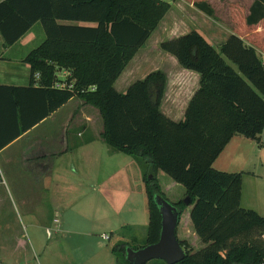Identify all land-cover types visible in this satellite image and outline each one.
Instances as JSON below:
<instances>
[{
  "label": "trees",
  "instance_id": "trees-1",
  "mask_svg": "<svg viewBox=\"0 0 264 264\" xmlns=\"http://www.w3.org/2000/svg\"><path fill=\"white\" fill-rule=\"evenodd\" d=\"M195 6L214 14L207 1ZM170 7L166 0H2L0 36L7 45L38 22L46 38L24 59L30 84H0V150L77 96L100 111L101 135L111 151L150 165L143 174L149 224L146 244L138 248L160 239L156 196L162 195L180 214L190 209L194 231L204 244L194 250L180 240L186 256L177 264H264V215L241 205L243 174L213 167L233 136L264 141V59L242 36L264 26V0L252 2L238 25L242 33L237 28L219 49L195 29L161 42L163 51L201 76L180 121L160 109L164 72L137 80L126 92L115 87ZM61 69L70 71L65 81L71 88L54 87ZM159 171L184 186L188 203L167 196ZM128 246L138 249L126 241L112 246L118 262L133 264L126 258Z\"/></svg>",
  "mask_w": 264,
  "mask_h": 264
},
{
  "label": "crops",
  "instance_id": "crops-1",
  "mask_svg": "<svg viewBox=\"0 0 264 264\" xmlns=\"http://www.w3.org/2000/svg\"><path fill=\"white\" fill-rule=\"evenodd\" d=\"M35 26L13 45H7L0 36V84L13 86H28L30 84V65L24 59L46 38L44 34L34 32ZM191 30L193 29L177 36L168 37V39L179 37ZM150 38L138 52L145 49ZM38 42L39 44H37ZM155 56L160 59L149 63L150 72L137 80L144 79L156 71L164 72L167 76V84L160 109L175 121L183 120L187 106L200 86L201 76L196 71L182 67L175 56L163 51L161 47L158 52H155ZM126 69L115 82V87L123 78L130 80L124 75ZM37 74H35L36 78H38ZM57 76L58 81H64L58 73ZM137 80L132 81L136 82ZM133 83L131 82L128 88ZM34 85L38 86L39 84L36 82ZM127 89H123V92H126ZM103 130V118L98 108L74 96L50 116L0 150V264H32L33 260L29 258V253L37 251L35 241L27 229L25 233L19 235L13 228L17 224L15 218L20 220L26 228L29 226L45 229L49 236L52 235V229L60 233H67L71 230L82 236H90L91 233L83 228L88 216L92 213V211L85 212L86 207L98 208L100 204L95 198L92 201L86 199L88 200L86 202L80 201L78 198L84 179L95 180L97 188L107 184L104 183L105 180H114L115 178L121 179V185L128 186V180L131 179L127 175L128 180L125 182L124 176L115 175L113 167L116 160L118 162V157L111 153L112 151L103 140L101 135ZM131 162L136 166L134 169L135 180L131 183L135 188V193L142 194V213L138 218H135L133 213H129L127 217L130 218H127L126 221L117 220L112 214L109 219V231L112 234L109 239L104 237V235H108L105 232H102V235L106 240H112L115 236V242H112L111 246L106 249L73 251L76 253L70 257L76 259L83 257V260L75 259L72 263L82 264L84 261L85 264H123L118 262L116 255L112 252V246L119 241L132 244L134 240L136 241L137 234L141 229L142 233L147 232L149 209L143 178L144 170L140 162ZM213 167L220 171L241 172L243 174L241 205L264 215L263 138L257 140L243 135L233 136L214 161ZM122 171L127 174L125 169ZM159 175L160 172L157 176ZM174 184H176L174 181L171 182L170 188ZM162 189L166 193L163 186ZM4 196L10 201L11 210L15 211V214L5 204ZM97 203L98 205H95ZM184 213L187 214L186 219L191 226L187 233L178 230ZM190 222V209L186 208L180 214L176 236L179 241H187L194 250L201 249L204 244L199 241L200 239ZM18 225L21 224L18 223ZM71 225L82 228H70ZM124 227H133L132 237L123 234L121 230L118 233L117 230ZM188 237L193 240H189ZM19 242L24 243V250L18 246ZM8 243L16 244L13 247ZM60 263L63 264L64 261Z\"/></svg>",
  "mask_w": 264,
  "mask_h": 264
},
{
  "label": "rangeland",
  "instance_id": "rangeland-1",
  "mask_svg": "<svg viewBox=\"0 0 264 264\" xmlns=\"http://www.w3.org/2000/svg\"><path fill=\"white\" fill-rule=\"evenodd\" d=\"M166 1L171 4L170 10L159 24V28L150 38L145 49L140 50L127 67L124 75L130 80L123 78L118 82V84H116V88L119 91L123 92V89L126 90L131 82H135L132 80L144 77L150 72L149 63L160 59V57L155 56V52L159 51L160 43L163 40L168 39V37L177 36L190 29H195L200 31L213 45L215 44L214 46L217 49H219V45L224 42V40H226L232 33H236V29L238 28L243 14L249 10V7L251 6L250 4H252V0H204L207 1L214 9L213 16H209L195 6V2L201 0ZM35 27V33L37 31L42 33V35L44 34V37L46 36L41 22H38ZM241 29V27L238 28V32L242 33ZM242 34L247 44L255 46L264 59V26L259 29L253 28L251 31L244 32ZM37 44H39V42ZM58 75L65 81L71 73L67 69H61L58 72ZM111 153L118 157V162L116 160L113 167L115 175L124 176L125 182L128 180L127 175L128 177L130 176L131 179L128 180V186L121 185V179L119 178H115L114 180L109 179V182L105 180L104 183L107 184L99 188L96 187V184L94 183L95 180L84 179L81 184V192L78 194V198L80 201L84 200L83 202L88 201L86 199H90L92 201V199L95 198L100 204H95L98 205V208L86 207L87 210L85 212L90 213L92 211V216H88L83 228L87 230V232L91 233L90 236H82L71 230L67 233H60L56 232L54 229H52V235L49 236L45 229L31 228L29 226L26 228L22 225L20 220L18 221L17 218H15L17 224L13 228L16 232L20 235L21 233H25L27 229V232L30 233L31 237L35 241L34 244L37 251L29 253V258L33 260L32 264H61V261H64L63 264H74L72 261H75L76 258L70 257V255H75L76 252L73 251L85 252V250L91 251L93 249L109 248L112 242H115V236L112 240H106L103 237L102 232H105L109 236L112 234L111 231H109V219L112 214H114L117 220L126 221L127 218H130L127 217L129 213H133L132 215H134L135 218H138V216L142 213V194L135 193V188H133V184L131 183L135 180L134 169H136L135 164L131 161L140 162L144 172L150 170L149 163L144 159H139L121 152L112 151ZM123 169H125L127 174L123 173ZM159 172L160 175L158 176V179L164 187L167 196L176 201L184 200L186 198V196L183 195L185 192L184 186L176 182V184H174V186L172 185L170 188L169 184L174 180L163 171ZM167 188H169V191ZM4 202L11 210L10 201L7 200L5 196ZM12 213L15 214V211H12ZM186 217L187 214L185 215L184 213V217H182L178 227L180 232L187 233V230L189 229L190 231L191 229ZM18 223L21 225H18ZM78 226L71 225L69 227L74 229L82 228ZM120 230L123 234L131 237L133 236V227H124L123 229L120 228L117 230L118 233L121 232ZM146 237L147 232L142 233L141 229L140 233L137 234L136 241L134 240L132 243V246L138 248L139 246L146 244ZM188 239L193 240V238L190 237H188ZM199 241L201 242V240ZM8 244L14 247L16 243ZM18 246H21L22 250H24L23 242H19ZM76 260H83V257H78ZM155 261V259L150 260L147 264L157 263ZM82 264H85L84 261Z\"/></svg>",
  "mask_w": 264,
  "mask_h": 264
},
{
  "label": "water",
  "instance_id": "water-1",
  "mask_svg": "<svg viewBox=\"0 0 264 264\" xmlns=\"http://www.w3.org/2000/svg\"><path fill=\"white\" fill-rule=\"evenodd\" d=\"M150 175L149 178H152ZM156 202L162 215V229L158 242L145 247L134 249L127 247L126 258L133 264H145L153 259H162L168 264H176L183 260L186 251L176 236V229L180 221V211L162 195L156 196ZM188 203V199H184Z\"/></svg>",
  "mask_w": 264,
  "mask_h": 264
},
{
  "label": "built area",
  "instance_id": "built-area-1",
  "mask_svg": "<svg viewBox=\"0 0 264 264\" xmlns=\"http://www.w3.org/2000/svg\"><path fill=\"white\" fill-rule=\"evenodd\" d=\"M37 75H38V78H39V74H37ZM54 87H56V88L70 87L71 88L72 85L68 86L66 81H57V82H55ZM104 237L106 239H109V235H104Z\"/></svg>",
  "mask_w": 264,
  "mask_h": 264
}]
</instances>
